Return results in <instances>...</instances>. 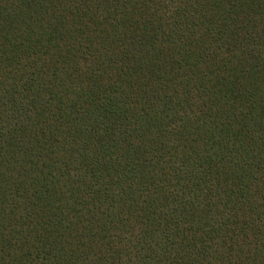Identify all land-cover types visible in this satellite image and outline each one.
<instances>
[{
    "label": "trees",
    "instance_id": "16d2710c",
    "mask_svg": "<svg viewBox=\"0 0 264 264\" xmlns=\"http://www.w3.org/2000/svg\"><path fill=\"white\" fill-rule=\"evenodd\" d=\"M0 264H264V0H0Z\"/></svg>",
    "mask_w": 264,
    "mask_h": 264
}]
</instances>
